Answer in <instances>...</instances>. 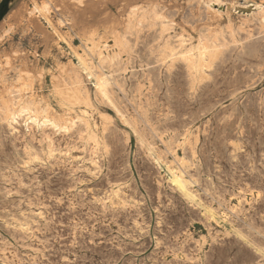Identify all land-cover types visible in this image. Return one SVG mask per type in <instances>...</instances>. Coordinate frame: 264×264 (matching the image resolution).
Returning a JSON list of instances; mask_svg holds the SVG:
<instances>
[{"label":"rangeland","instance_id":"rangeland-1","mask_svg":"<svg viewBox=\"0 0 264 264\" xmlns=\"http://www.w3.org/2000/svg\"><path fill=\"white\" fill-rule=\"evenodd\" d=\"M216 1L0 0V264H264V0Z\"/></svg>","mask_w":264,"mask_h":264},{"label":"bare ground","instance_id":"bare-ground-1","mask_svg":"<svg viewBox=\"0 0 264 264\" xmlns=\"http://www.w3.org/2000/svg\"><path fill=\"white\" fill-rule=\"evenodd\" d=\"M56 1H57V0H56ZM64 1H65V0H64ZM75 1H76V0H75ZM205 1H206V3L208 4L209 9H211V10H210V13H211V19H212V22H214L215 24H216V23L218 24V22H219L220 20H222V18L220 17L219 14L215 13L214 11H212L213 3H214V2H217V3H218V1H216V0H205ZM62 3H63V2H62ZM72 3H73V2H71V4H72ZM63 4H65V3H63ZM218 4H219V3H218ZM57 5H58V4H57ZM59 5H60V2H59ZM67 5H68V4H67ZM75 5H76V4H75ZM90 5H93V4H90ZM60 7H61V6H60ZM206 7H207V6H206ZM87 8H88V7H87ZM89 8H92V6H89ZM97 8H98V7H97ZM35 9H36V8H35ZM37 9H38V8H37ZM40 9H42V8H40ZM142 9H143V8H142ZM29 10H30V9H29ZM89 10H90V9H89ZM139 10H140V9H139ZM146 10H147V9H146ZM36 11H37V10H36ZM36 11H35V12H36ZM45 11H46V10H45ZM141 11H142V10H141ZM14 12H15V11H14ZM24 12H25V11H24ZM32 12H34V11H32ZM37 12H38V11H37ZM37 12H36V13H37ZM137 12H138V11H137ZM137 12H135L134 14H136ZM139 12H140V11H139ZM156 12H157V11H156ZM44 13H45V12H44ZM131 13H133V12H131ZM144 13H145V12H144ZM149 13H150V12H149ZM13 14H14V13H13ZM33 14H34V13H32V15H33ZM142 14H143V12H142ZM142 14H141V15H142ZM195 14H196V11H195ZM197 14H198V13H197ZM208 14H209V13H208ZM19 15H20V14H19ZM26 15H27V14H26ZM132 15H133V14H132ZM146 15H147V14H146ZM164 15H165V14H164ZM9 16H10V15H9ZM9 16H8V18H9ZM20 16H21V15H20ZM24 16H25V15H24ZM142 16H143V15H142ZM184 16H185V15H184ZM28 17H29V16H28ZM30 17H31V16H30ZM33 17H34V16H33ZM46 17H47V16H46ZM134 17H135V16H134ZM150 17H151V15H150ZM6 18H7V17H6ZM18 18H19V17H18ZM35 18H36V17H35ZM130 18L132 19L131 16H130ZM140 18H142V17H140ZM140 18H139V19H140ZM185 18H186V17H185ZM122 19H123V18H122ZM125 19H126V18H125ZM125 19H124V21H125ZM135 19H136V18H135ZM144 19H145V18H144ZM146 19H147V18H146ZM146 19H145V20H146ZM149 19H150V18H149ZM149 19H148V20H149ZM37 20H38V19H37ZM85 20H86V19H85ZM126 20H127V19H126ZM252 20H253V22H255L254 19H252ZM261 20H262V19H261ZM26 21H28V18H27ZM86 21H88V20H86ZM119 21H120V20H119ZM142 21H143V19H142ZM146 21H147V20H146ZM125 22H126V21H125ZM133 22H134V20H133ZM152 22H153V21H152ZM158 22H159V21H158ZM163 22H165V21H163ZM226 22H227V21H226ZM228 22H229V21H228ZM228 22H227V23H228ZM249 22H250V21H249ZM28 23H29V22H28ZM70 23H71V22H70ZM119 23H120V22H119ZM119 23H118V24H119ZM121 23H122V22H121ZM127 23H128V22H127ZM141 23H142V22H141ZM143 23H144V21H143ZM148 23H150V22H148ZM131 24H132V23H131ZM151 24H152V23H151ZM164 24H165V23H164ZM201 24H202V23H201ZM219 24H220V23H219ZM219 24H218V26H219ZM32 25H33V24H32ZM32 25H31V26H32ZM121 25H122L121 27H123V23H122ZM137 25H138V23H137ZM156 25H157V24H156ZM197 25H198V23H197ZM227 25H228V24H227ZM252 25H253V24H252ZM256 25H257V24H256ZM29 26H30V24H29ZM36 26H37V28H38V29L44 34V36H45V41L48 40V38H49L50 35L47 33V30H45V28H44L40 23H36ZM87 26H88V25H87ZM128 26H129V24H128ZM128 26H127V28H128ZM135 26H136V25H135ZM135 26H134V27H135ZM152 26H153V25H152ZM154 26H155V23H154ZM228 26H229V25H228ZM32 27H33V26H32ZM116 27H117V26H116ZM137 27H138V26H137ZM146 27H147V26H146ZM230 27H231V26H230ZM94 28H95V27H94ZM119 28H120V27H119ZM123 28H124V27H123ZM130 28H132V27H130ZM149 28H150V27H149ZM163 28H164V30H165V27H164V26H163ZM197 28H198V27H197ZM114 29H115V28H114ZM133 29H134V28H133ZM135 29H137V28H135ZM150 29H151V28H150ZM152 29H153V28H152ZM166 29H167V28H166ZM229 29H230V28H229ZM36 30H37V29H36ZM85 30H86V29H85ZM124 30H125V29H124ZM148 30H149V29H148ZM201 30H202V29H201ZM232 30H233V29H232ZM232 30H231V31H232ZM118 31H119V30H118ZM132 31H133V30H132ZM137 31H138V30H137ZM166 31H167V30H166ZM192 31H193V30H192ZM212 31H213V30H212ZM133 32H134V31H133ZM56 33H57V32H56ZM118 33H119V32H118ZM136 33H137V32H136ZM173 33H174V32H173ZM221 33H222V32H221ZM258 33H259V32H258ZM40 34H41V33H40ZM120 34H121V33H120ZM120 34H119V35H120ZM124 34H125V33H124ZM124 34H123V32H122V34H121L120 36H122V35L124 36ZM126 34H127V33H126ZM126 34H125V35H126ZM137 34H138V33H137ZM160 34H161V33H160ZM168 34H169V33H168ZM199 34H200V33H199ZM211 34H212V33H211ZM138 35L141 36L142 34L140 35V33H139ZM58 36H59V35H58ZM136 36H137V35H136ZM189 36H190V35H189ZM200 36H202V35H200ZM215 36H216V35H215ZM218 36H219V35H218ZM137 37H138V36H137ZM166 37H168V36L166 35ZM197 37H198V35H197ZM202 37H203V36H202ZM207 37H208V36H207ZM223 37H224V36H223ZM161 38H163V36H162ZM178 38H179V37H178ZM180 38H181V37H180ZM200 38H201V37H200ZM221 38H222V36H221ZM121 39H122V38H121ZM171 39H172V38H171ZM198 39H199V38H198ZM201 39H202V38H201ZM223 39H224V38H223ZM168 40H169V39H168ZM217 40H218V39H217ZM217 40H216V42H217ZM158 41H159V40H158ZM163 41H164V40H163ZM166 41H167V39H166ZM166 41H165V42H166ZM188 41H189V40H188ZM190 41H191V40H190ZM205 41H206V40H205ZM205 41H204V42H205ZM51 42H52V41H51ZM126 42H127V41H126ZM179 42H180V41H179ZM201 42H202V41H201ZM201 42H199V43H201ZM209 42H210V41H209ZM167 43H168V42H167ZM182 43H183V42H182ZM220 43H221V42H220ZM119 44H120V41H119ZM165 44H166V43H165ZM165 44H164V45H165ZM171 44H172V43H171ZM120 45H121V44H120ZM120 45H119V47H120ZM158 45H159V44H158ZM184 45H186V44H184ZM196 45H197V43H196ZM203 45H206V43L203 44ZM208 45H209V44H208ZM217 45H218V44H217ZM220 45H221V44H220ZM55 46H56V45H55ZM188 46H189V45H188ZM194 46H195V45H194ZM200 46H202V44H201ZM206 46H207V45H206ZM223 46H224V45H223ZM223 46H222V47H223ZM121 47H122V46H121ZM125 47H126V46H125ZM191 47H192V46H191ZM198 47H199V44H198ZM204 47H205V46H204ZM207 47H208V46H207ZM210 47H211V45H210ZM212 47H213V46H212ZM216 47H217V46H216ZM219 47H220V46H219ZM219 47H217V48H219ZM163 48H165V47H163ZM180 48H181V47H180ZM182 48H183V46H182ZM189 48H190V47H189ZM208 48H209V47H208ZM208 48H205V49L207 50ZM217 48H216V50H217ZM0 49H1V48H0ZM152 49H153V48H152ZM172 49H173V48H172ZM184 49H185V48H184ZM187 49H188V48H187ZM209 49H210V48H209ZM211 49H212V48H211ZM165 50H166V49H165ZM165 50H163V51H165ZM175 50H176V49H175ZM180 50H181V49H180ZM188 50H189V49H188ZM190 50H192V49H190ZM200 50H201V49H200ZM200 50H198V52H199ZM203 50H204V48H203ZM212 50H215V47H214V49H212ZM157 51H159V49H158ZM160 51H161V54H162V50H161V48H160ZM160 51H159V52H160ZM181 51H182V50H181ZM183 51H184V50H183ZM183 51H182V52H183ZM204 51H205V50H204ZM171 52H172V51H170V53H171ZM186 52H187V51H186ZM191 52H192V51H191ZM193 52H194V51H193ZM193 52H192V53H193ZM200 52L202 53V51H200ZM211 52H212V51H211ZM213 52H214V51H213ZM156 53H157V52H156ZM177 53H178V52H177ZM187 53H189V52H187ZM187 53H186V54H187ZM203 53H204V52H203ZM221 53H223V52L221 51ZM163 54H164V53H163ZM163 54H162V55H163ZM165 54H166V53H165ZM174 54H175V52H174ZM179 54H180V53H179ZM183 54H184V52H183ZM183 54H182V55H183ZM189 54H191V53H189ZM196 54H197V53H196ZM207 54H209V53H207ZM212 54H214V53H212ZM113 55H115V54H113ZM193 55H194V54H193ZM217 55L219 56V53H218ZM111 56H112V55H111ZM166 56H167V55H166ZM187 56L189 57L190 55H187ZM195 56H196V55H195ZM197 56H198V54H197ZM199 56H200V55H199ZM210 56H211V55H210ZM7 57H8V56H7ZM7 57H6V58H7ZM34 57H35V56H34ZM170 57H171V56H170ZM180 57H181V56H180ZM6 58H5V59H6ZM100 58H101V57H100ZM107 58H109V56H107ZM110 58H112V60H113L114 57H110ZM116 58H117V57H116ZM166 58H167V57H166ZM172 58H175V57H172ZM195 58H197V57H195ZM198 58H200V57H198ZM198 58H197V60H198ZM8 59H9V57H8ZM11 59H12V58H11ZM101 59H102V58H101ZM104 59H105V56H104ZM167 59H168V58H167ZM181 59H182V57H181ZM191 59H192V58H191ZM200 59H201V58H200ZM200 59H199V60H200ZM0 60H1V58H0ZM9 60H10V59H9ZM55 60H56V59H55ZM109 60H110V59H109ZM187 60H188V59H187ZM187 60H186V61H187ZM189 60H190V59H189ZM207 60H208V59H207ZM207 60H206V61H207ZM210 60H211V59H210ZM6 61H7V59H6ZM118 61H119V60H118ZM162 61H163V60H162ZM162 61H161V62H162ZM170 61H171V60H170ZM172 61H173V60H172ZM181 61H183V59H182ZM191 61H192V60H191ZM204 61H205V60H204ZM212 61H213V60H212ZM212 61H211V62H212ZM1 62H2V60H1ZM11 62H14V61H11ZM105 62H106V61H105ZM108 62H109V61H108ZM136 62H137V61H136ZM188 62H189V61H188ZM198 62H199V61H198ZM7 63H9V61H8ZM34 63H36V62H34ZM56 63H57V62H56ZM101 63H102V62H101ZM173 63H174V62H173ZM183 63H184V62H183ZM195 63H196V62H195ZM201 63H202V62H201ZM206 63H207V62H206ZM24 64H26V63H24ZM38 64H39V63H38ZM87 64H88V63H87ZM118 64H119V63H118ZM165 64H166V63H165ZM171 64H172V62H171ZM193 64H194V63H193ZM203 64H204V63H203ZM208 64H209V63H208ZM29 65H30V64H29ZM60 65H61V64H60ZM108 65H109V63H108ZM191 65H192V64H191ZM191 65H190V66H191ZM197 65H198V64H197ZM201 65H202V64H201ZM210 65H211V64H210ZM6 66H7V65H6ZM38 66H39V65H38ZM55 66H56V65H55ZM101 66H102V65H101ZM101 66H100V67H101ZM110 66H112V64H111ZM115 66H116V64H115ZM121 66H122V65H121ZM167 66H168V65H167ZM62 67H63V66H62ZM169 67H170V65H169ZM198 67H199V66H198ZM200 67H201V66H200ZM202 67H203V66H202ZM211 67H212V66H211ZM26 68H28V67H26ZM32 68H33V67H32ZM59 68H60V67H59ZM65 68L67 69V67H65ZM70 68H71V67H70ZM103 68H104V67L102 66L101 69H103ZM121 68H122V67H121ZM134 68H135V67H134ZM187 68H188V67H187ZM187 68H186V69H187ZM193 68H194V67H193ZM193 68H192V69H193ZM196 68H197V67H196ZM212 68H213V67H212ZM6 69H7V68H6ZM41 69H42V68H41ZM62 69H63V68H61L60 70H62ZM73 69H74V68H73ZM98 69H99V68H98ZM106 69H107V68H106ZM106 69H105V70H106ZM115 69H117V68H115ZM0 70H1V68H0ZM32 70H33V69H32ZM42 70H43V69H42ZM68 70H69V69H68ZM70 70H71V69H70ZM96 70H97V69H96ZM96 70H95V71H96ZM99 70H100V69H99ZM103 70H104V69H103ZM112 70H113V69H112ZM133 70H134V69H133ZM190 70H191V69H190ZM197 70H198V69H197ZM24 71H26V70H24ZM47 71H48V69H47ZM78 71H81V70H78ZM106 71H107V70H106ZM106 71H105V72H106ZM145 71H146V70H145ZM28 72H29V71H28ZM42 72H43V71H42ZM49 72H50V70H49ZM55 72H56V70H55ZM67 72H68V71H67ZM190 72H191V71H190ZM190 72H189V73H190ZM198 72H200V71H198ZM201 72H202V71H201ZM7 73H8V72H7ZM7 73H6V74H7ZM25 73H26V72H25ZM34 73H35V72H34ZM34 73H33V75H34ZM47 73H48V72H47ZM59 73L62 74V71L59 72ZM72 73H73V71H72ZM87 73H88V72H87ZM95 73H96V72H95ZM95 73H94V75H95ZM99 73H100V72H99ZM99 73H98V74H99ZM103 73H104V72H103ZM110 73H111V72H110ZM3 74H4V73H3ZM43 74H44V73H43ZM49 74H51V73H49ZM64 74H65V73H64ZM64 74H63V75H64ZM66 74H67V73H66ZM66 74H65V75H66ZM100 74H101V73H100ZM114 74H115V73H114ZM116 74H117V73H116ZM12 75H13V74H12ZM21 75H22V74H21ZM24 75L26 76V74H24ZM56 75H57V74H56ZM56 75H55V76H56ZM106 75H107V74H106ZM110 75H111V74H110ZM110 75H109V76H110ZM120 75H121V74H120ZM133 75H134V74H133ZM27 76H28V74H27ZM44 76H45V74H44ZM50 76H51V75H50ZM57 76H58V75H57ZM86 76H87V75H86ZM89 76H90V75H89ZM89 76H88V77H89ZM92 76H93V75H92ZM162 76H163V75H162ZM197 76H198V75H197ZM197 76H196V77H197ZM22 77H23V75H22ZM28 77H29V76H28ZM36 77H37V76H36ZM67 77H69V76L67 75ZM97 77H98V76H97ZM102 77H103V76H102ZM102 77H101V78L99 77V79L97 78V79H98V82H97V83H98V86H99V90H100L101 92H103V88H105L103 85H105V83H106V79H104V78H102ZM207 77H208V76H207ZM34 78H35V77H34ZM69 78H70V77H69ZM72 78H73V77H72ZM72 78H71V79H72ZM74 78H77V77H74ZM112 78H113V77H112ZM119 78L121 79V77H119ZM123 78H124V77H123ZM123 78H122V79H123ZM193 78H195V77H193ZM198 78H199V76H198ZM97 79H96V80H97ZM116 79H117V78H116ZM153 79H154V78H153ZM191 79H192V78H191ZM9 80H10V79H9ZM19 80H20V79H19ZM22 80H23V79H22ZM56 80H57V79H56ZM69 80H70V79H69ZM80 80H81V79H80ZM93 80H94V79H93ZM108 80H109V79H108ZM110 80H111V79H110ZM130 80H131V78H130ZM149 80H150V79H149ZM195 80H196V79H195ZM203 80H204V79H203ZM206 80H207V79H206ZM66 81H68V80L66 79ZM72 81H73V80H72ZM81 81H82V80H81ZM112 81H114V80H112ZM115 81H116V80H115ZM115 81H114V82H115ZM122 81H123V80H121V82H122ZM154 81H155V80H154ZM75 82H76V81H75ZM92 82H93V81H92ZM92 82H91V83H92ZM110 82H111V81H110ZM130 82H131V81H130ZM50 83L52 84V82H50ZM54 83H55V82H54ZM70 83H72V82H70ZM116 83H117V82H116ZM118 83H119V82H118ZM125 83H126V82H125ZM45 84H46V83H45ZM72 84H73V83H72ZM74 84H75V83H74ZM88 84H89V82H88ZM93 84H94V83H93ZM130 84H131V83H130ZM192 84H193V83H192ZM17 85H18V84H17ZM20 85H21V84H20ZM47 85H49V84H47ZM96 85H97V84H96ZM114 85H115V83H114ZM116 85H118V84H116ZM150 85H151V84H150ZM10 86H12V85H10ZM15 86H16V85H15ZM15 86H13V87H15ZM62 86H63V85H62ZM80 86H81V85H80ZM106 86H107V85H106ZM111 86H112V85H111ZM190 86H191V85H190ZM5 87H6V86H5ZM84 87H86V86H84ZM115 87H116V86H114V88H115ZM120 87H121V86H120ZM149 87H150V86H149ZM153 87H154V86H153ZM16 88H17V87H16ZM52 88H53V87H52ZM80 88H81V87H80ZM86 88H87V87H86ZM91 88H92V87H91ZM123 88H124V87H123ZM0 89H1V88H0ZM5 89H6V88H5ZM8 89H9V87H8ZM11 89H12V87H11ZM88 89H89V88H88ZM97 89H98V88H97ZM111 89H112V88H111ZM118 89H119V88H118ZM126 89H127V87H126ZM132 89H133V87H132ZM99 90H98V91H99ZM105 90H106V89H104V91H105ZM108 90H109V89H108ZM122 90H123V89H122ZM134 90H135V89H134ZM4 91H5V90H4ZM51 91H52V90H51ZM83 91H84V90H83ZM112 91H113V90H112ZM114 91H115V89H114ZM114 91H113V92H114ZM6 92H7V91H6ZM9 92H11V91H9ZM9 92H8V93H9ZM14 92H15V91H14ZM16 92H17V91H16ZM96 92H97V91H96ZM123 92H124V91H123ZM99 93H100V92H99ZM107 93H108V92H107ZM119 93H120V92H119ZM129 93H130V92H129ZM0 94H2V93H0ZM10 94H11V93H10ZM10 94H9V95H10ZM16 94H18V93H16ZM82 94H83V93H82ZM97 94H98V93H97ZM109 94H110V93H109ZM113 94H114V93H113ZM121 94H122V92H121ZM133 94H134V93H133ZM4 95H5V94H4ZM4 95H3V96H4ZM18 95H20V94H18ZM18 95H17V96H18ZM101 95H102V94H101ZM129 95H130V94H129ZM0 96H1V95H0ZM3 96H2V98H3L2 100H4V98H6V97H3ZM5 96H6V95H5ZM10 96H11V95H10ZM10 96H9V97H10ZM113 96H114V95H113ZM113 96H110V97H113ZM133 96H134V95H133ZM150 96H151V95H150ZM18 97H19V96H18ZM105 97H106V95H105ZM105 97H103V98H105ZM124 97H126V96H124ZM137 97H138V96H137ZM140 97H141V96H140ZM140 97H139V98H140ZM10 98H11V97H10ZM16 98H17V97H16ZM22 98H23V97H22ZM84 98H85V97H84ZM96 98H97V97H96ZM108 98H109V97H108ZM129 98H130V97H129ZM133 98H134V97H133ZM148 98H149V97H148ZM11 99H12V98H11ZM106 99H107V98H106ZM113 99H116V98H113ZM123 99H124V98H123ZM20 100H21V99H20ZM23 100H24V99H22V101H23ZM25 100H27V99H25ZM93 100H94V99H93ZM107 100H108V99H107ZM118 100H119V98H118ZM120 100H122V99H120ZM120 100H119V101H120ZM126 100H127V99H126ZM134 100H135V99H134ZM137 100H138V99H137ZM10 101H11V100H10ZM108 101H109V103L112 102V101L110 102V100H108ZM108 101H107V102H108ZM140 101H141V100H140ZM146 101H147V100H146ZM146 101H145V102H146ZM3 102H5V101H3ZM24 102H25V101H24ZM89 102H90V101H89ZM99 102H100V101H99ZM126 102H127V101H126ZM128 102H130V101H128ZM132 102H133V101H132ZM143 102H144V101H143ZM145 102H144V103H145ZM1 103H2V102H1ZM14 103H15V102H14ZM21 103H22V102H21ZM60 103H62V102H60ZM100 103H103V102H100ZM109 103H108V104H109ZM115 103H116V101H115ZM119 103H120V102H119ZM119 103H118V104H119ZM121 103H122V102H121ZM146 103H148V102H146ZM151 103H152V102H151ZM2 104H4V103H2ZM6 104H7V103H6ZM116 104H117V103H116ZM129 104H130V103H128V105H129ZM139 104H140V103H139ZM152 104H153V103H152ZM20 105H21V104H20ZM59 105H61V104H59ZM122 105H123V104H122ZM133 105L135 106V103H133ZM150 105H151V104H150ZM150 105H149V106H150ZM24 106H25V105H24ZM26 106H27V105H26ZM94 106H95V105H94ZM113 106H114V105H113ZM113 106H112V107H113ZM147 106H148V105H147ZM1 107H2V106H1ZM10 107H11V106H10ZM13 107H14V106H13ZM131 107H132V106H131ZM135 107H137V106H135ZM138 107H139V106H138ZM8 108H9V107H8ZM29 108H30V107H29ZM114 108H115V106H114ZM117 108H118V107H117ZM117 108H115V109H117ZM139 108H141V106H140ZM115 109H114V111H115ZM124 109H125V108H124ZM134 109H135V108H134ZM146 109H148V108H146ZM150 109H151V107H150ZM1 110H2V109H1ZM1 110H0V111H1ZM24 110H26V109H24ZM73 110H74V109H73ZM117 110H118V109H117ZM139 110H140V109H139ZM139 110H138V111H139ZM6 111H8V110H6ZM120 111H121V110H120ZM124 111H125V110H124ZM142 111H144V110L142 109ZM142 111H141V112H142ZM167 111H168V110H167ZM3 112H4V111H3ZM8 112H9V111H8ZM10 112H11V111H10ZM117 112H118V111H117ZM117 112H116V113H117ZM129 112H130V111H129ZM136 112H137V111H136ZM141 112H140V114H143V112H142V113H141ZM150 112H151V111H150ZM118 113H119V112H118ZM151 113H152V112H151ZM8 114H9V113H8ZM120 114H121V113H120ZM144 114H145V113H144ZM146 114H147V113H146ZM168 114H169V113H168ZM10 115L12 116V114H10ZM117 115H118V114H117ZM4 116H5V115H4ZM4 116H3V117H4ZM127 116H128V115H127ZM163 116H165V115H163ZM9 117H10V116H9ZM121 117H122V116H121ZM123 117L125 118L124 115H123ZM12 118H13V117H11V118H9V119L11 120ZM129 118H130V117H129ZM129 118H127V119H129ZM149 118H151V117H149ZM162 118H163V117H162ZM166 118H167V117H166ZM1 119H2V118H1ZM5 119H6V118H5ZM9 119H8V120H9ZM125 119H126V118H125ZM125 119H124V120H125ZM130 119H131V118H130ZM151 119H153V118H151ZM6 120H7V119H6ZM122 120H123V119H122ZM133 120H134V119H133ZM144 120H145V119H144ZM3 121H4V120H3ZM129 121H130V120H129ZM136 121H137V120H136ZM148 121H150V120H148ZM4 122H5V121H4ZM52 122H53V121H52ZM76 122H77V121H76ZM123 122H125V121H123ZM125 123L128 124L127 120H126ZM131 123H132V122H131ZM75 124H76V123H75ZM77 124H78V123H77ZM132 124H133V123H132ZM137 124H138V123H137ZM71 125H72V122H71ZM129 125H130V123H129ZM135 125H136V124H135ZM151 125H152V124H151ZM57 126H58V125H57ZM136 126H137V125H136ZM156 126H157V125H156ZM130 128H131V126H130ZM130 128H129V129H130ZM72 129H73V127H72ZM77 129H78V128H77ZM79 129H80V128H79ZM132 129H133V128H132ZM137 129H138V128H137ZM137 129H136V130H137ZM139 129H140V128H139ZM139 129H138V130H139ZM154 129H155V128H154ZM157 129H158V127H157ZM158 130H159V129H158ZM80 131H81V130H80ZM80 131L77 132V133L80 134ZM154 131H155V130H154ZM156 131H157V130H156ZM131 132H133V131H131ZM135 132H137V131H135ZM139 132H140V131H139ZM144 132H145V131H144ZM75 134H76V133H75ZM138 134H139V133H138ZM71 135H72V134H71ZM16 136H17V135H16ZM139 136H140V135H139ZM142 136H144V135H142ZM49 137H50V136H49ZM140 137H141V136H140ZM147 137H148V136H147ZM46 138H47V137H46ZM57 138H58V137H57ZM66 138H67V137H66ZM66 138H65V139H66ZM78 138H79V137H78ZM80 138H81V137H80ZM58 139H59V138H58ZM76 139H77V137H76ZM76 139H75V141H76ZM137 139H138V138H137ZM57 141H58V140H57ZM57 141H56V142H57ZM54 142H55V141H54ZM63 142H64V141H63ZM71 143H72V142H71ZM147 143H149V142H147ZM79 144H80V143H79ZM84 144H85V142H84ZM139 144H140V143H139ZM149 144H150V143H149ZM68 145H70V144H68ZM81 145H83V144H81ZM70 146H71V145H70ZM140 146H141V145H140ZM193 146H195V144H194ZM150 147H151V146H150ZM150 147H149V148H150ZM76 148H77V147H76ZM84 148H86V147H84ZM152 149H153V148H152ZM194 149H195V148H194ZM69 150H70V149H69ZM148 150H149V149H148ZM151 151H152V150H151ZM191 151H193V150H191ZM198 151H199V150H198ZM146 152H147V151H146ZM148 153H149V152H148ZM70 154H71V153H70ZM195 154H196V153H195ZM78 156H79V155H78ZM196 157H197V156H196ZM200 159H201V158H200ZM62 160H63V159H62ZM62 160H61V161H62ZM65 160H66V159H65ZM198 161H199V160H198ZM64 163H65V162H64ZM74 163H75V162H74ZM74 163H73V164H74ZM193 163L195 164L196 162H193ZM193 163H192V164H193ZM201 163H202V162H201ZM68 164H69V163H68ZM198 164H199V163H198ZM198 164H197V165H198ZM210 165H211V164H210ZM191 166H193V165H191ZM201 166H202V165H201ZM193 167H194V166H193ZM207 167H208V166H207ZM3 168H4V167H3ZM72 168H73V167H72ZM196 168H197V167H196ZM203 168H204V167H203ZM211 168H212V167H211ZM202 171H203V170H202ZM208 171H210V170H208ZM212 171H213V170H212ZM220 171H221V169H220ZM222 171H223V170H222ZM206 172H207V171H206ZM210 172H211V171H210ZM216 172H217V171H216ZM181 173H182V172H181ZM181 173H180V174H181ZM175 174H176V173H175ZM196 174H197V173H196ZM199 174H200V171H199ZM207 174H208V173H207ZM209 174H210V173H209ZM212 174H213V173H212ZM178 175H179V174H178ZM178 175H177V176L175 175V176L173 177V179L171 178L170 180H172V182L174 181V184L176 183V185H178V187L181 188L187 196H190L191 194H190V192L186 189V186H185V183L187 184V182H184L183 179H181V177H180L181 175H180V176H178ZM215 175H216V174H215ZM215 175H214V176H215ZM185 176H186V175H185ZM194 176H195V175H194ZM196 176H197V175H196ZM201 176H204V175H201ZM201 176H200V178H201ZM208 176H209V175H208ZM17 177H18V176H17ZM182 177H183V176H182ZM13 178H14V177H13ZM186 178H187V177H186ZM195 178H196V177H195ZM197 178H198V177H197ZM210 178H211V177H210ZM189 179H191V178H189ZM156 180H157V179H156ZM191 180H192V179H191ZM199 180H200V179H199ZM201 180H202V178H201ZM206 180H207V179H206ZM210 181H211V180H210ZM189 182H190V181H189ZM189 182H188V183H189ZM196 182H199V181H196ZM201 182H202V181H201ZM211 182H213V181H211ZM14 183H15V182H14ZM159 183H160V182H159ZM207 183H208V182H207ZM220 183H221V182H220ZM172 184H173V183H172ZM176 185H175V186H176ZM211 185H212V184H211ZM213 185H214V184H213ZM217 185H218V184H217ZM175 186H174V187H175ZM207 186H208V185H207ZM220 186H221V185H220ZM176 187H177V186H176ZM210 187H211V186H210ZM195 188H196V187H195ZM216 188H217V187H216ZM206 189H207V188H206ZM208 189H211V188H208ZM21 190H22V189H21ZM198 190H199V189H197V191H198ZM0 191H2V189H0ZM18 191H19V190H18ZM26 191H27V190H26ZM33 191H34V190H33ZM199 191H200V190H199ZM209 191H210V190H209ZM215 191H216V190H215ZM217 191H218V190H217ZM211 192H212V191H211ZM30 193H31V192H30ZM75 193H76V192H75ZM209 193H210V192H209ZM1 194H2V193H1ZM1 194H0V195H1ZM4 194H5V193H4ZM20 194H22V192H21ZM215 194H216V193H215ZM36 195H37V194H36ZM3 196H4V195H3ZM5 196H6V195H5ZM5 196H4V197H5ZM10 196H11V195H10ZM14 196H15V195H14ZM8 197H9V196H8ZM19 197H20V196H19ZM202 197H203V196H202ZM211 197H212V196H211ZM29 198H30V197H29ZM31 198H32V197H31ZM81 198H82V197H81ZM9 199H10V198H9ZM221 199H222V198H221ZM21 200H22V199H21ZM198 200H199V199H198ZM202 200H204V199H202ZM207 200H208V199H207ZM214 200H215V199H214ZM225 200H226V199H225ZM11 201H12V200H11ZM35 201H36V200H35ZM75 201H76V200H75ZM212 201H213V200H212ZM13 202H14V201H13ZM31 202H32V201H31ZM208 202H209V201H208ZM208 202H207V203H208ZM218 202H219V201H218ZM11 203H12V202H11ZM19 203H20V202H19ZM33 203H34V202H33ZM42 203H43V201H42ZM201 203H202V202H201ZM75 204H76V203H75ZM8 205H9V203H8ZM24 205H25V204H24ZM87 205H88V204H87ZM191 205H192V204H191ZM210 205H211V204H210ZM222 205H223V204H222ZM11 206H12V204H11ZM20 206H21V205H20ZM36 206H37V205H36ZM41 206H42V205H41ZM70 206H71V205H70ZM247 206H248V205H247ZM214 207H215V206H214ZM218 207H219V206H218ZM37 208H38V206H37ZM207 208H208V207H207ZM251 208H254V207H251ZM21 209H22V208H21ZM105 209H106V208H105ZM28 210H29V209H28ZM240 210H241V209H240ZM78 211H79V210H77V212H78ZM87 213H88V212H87ZM87 213H86V214H87ZM19 214H20V213H19ZM77 215H78V214H77ZM87 215H88V214H87ZM246 215H247V214H246ZM224 217H225V216H224ZM247 217H248V216H247ZM82 218H83V217H82ZM78 219H79V218H78ZM246 219H247V218H246ZM44 220H45V219H44ZM81 220H82V219H81ZM81 220H80V221H81ZM227 220H229V219H227ZM22 221H24V220H22ZM38 221H39V220H38ZM38 221H37V222H38ZM76 222H77V221H76ZM16 223H17V222H16ZM48 223H49V222H48ZM237 223H238V222H237ZM245 223H246V222H245ZM38 224H39V223H38ZM40 224H41V223H40ZM80 224H81V223H80ZM33 225H34V223H33ZM43 225H44V224H43ZM47 225H48V224H47ZM236 225H237V224H236ZM242 225H243V223H242ZM247 225H248V224H247ZM23 226H24V225H23ZM84 226H85V225H84ZM231 226H233V224H232ZM254 226H256V225H254ZM32 227H33V226H32ZM186 227H187V226H186ZM244 227H245V226H244ZM248 227H249V225H248ZM252 227H253V226H252ZM252 227H251V228H252ZM18 228H19V227H18ZM40 228H41V227H40ZM234 228H235V227H234ZM238 228H240V227H238ZM238 228H237V229H238ZM246 228H247V227H246ZM247 229H248V228H247ZM31 230H32V229H31ZM39 230H40V229H39ZM87 230H88V229H87ZM262 230H263V229H261V231H262ZM263 231H264V230H263ZM263 231H262V232H263ZM12 232H13V231H12ZM27 232H29V231L27 230ZM33 232H34V231H33ZM239 232H241V231H239ZM242 232H243V231H242ZM244 232H245V231H244ZM246 232H247V231H246ZM24 233H25V232H24ZM248 233H249V232H248ZM258 233H260V232H258ZM87 234H88V233H87ZM90 234H91V232H90ZM90 234H88L87 236H89ZM260 234H261V233H260ZM91 235H93V234H91ZM35 236H36V235H35ZM81 236H83V235H81ZM256 236H257V235H256ZM258 236H259V235H258ZM32 237H33V236H32ZM75 237H76V236H75ZM83 237H84V236H83ZM93 237H94V236H93ZM246 237H247V236H246ZM19 238H20V237H19ZM78 238H79V237H78ZM257 238H258V237H257ZM4 239H7V237L4 238ZM24 240H25V239H24ZM260 240H261V239H260ZM34 241H35V240H34ZM34 241H33V242H34ZM72 241H73V240H72ZM240 241H241V240H240ZM38 242H39V241H38ZM78 242H79V241H78ZM254 242H255V241H254ZM254 242H253V243H254ZM10 243H11V242H10ZM249 243H250V241H249ZM259 243H260V242H259ZM76 244H77V243H76ZM86 244H87V243H86ZM12 245H13V244H12ZM23 245H24V244H23ZM27 245H28V244H27ZM81 245H82V244H81ZM83 245H84V244H83ZM244 245H245V244H244ZM251 245H252V244H251ZM253 245H254V244H253ZM84 246H85V245H84ZM259 246H260V245H259ZM14 247H15V246H14ZM16 247H17V246H16ZM75 247H76V246H75ZM255 247H256V246H255ZM9 248H10V247H9ZM79 248H80V246H79ZM260 248H262V247H260ZM263 248H264V246H263ZM17 249H18V248H17ZM17 249H16V250H17ZM74 249H75V248H74ZM227 249H228V248H227ZM20 250H21V249H20ZM224 250H225V249H224ZM77 251H78V250H77ZM229 251H230V250H229ZM11 252H12V251H11ZM13 252H15V251H13ZM230 252H232V251H230ZM253 252H254V251H253ZM11 254H12V253H11ZM255 256H256V255H255ZM258 256H259V255H258ZM233 257H234V256H233ZM84 258H85V257H84ZM259 258H260V257H259ZM227 259H228V258H227ZM202 262H203V261H202ZM216 263H217V262H216ZM260 263H261V262H260ZM1 264H2V263H1Z\"/></svg>","mask_w":264,"mask_h":264}]
</instances>
